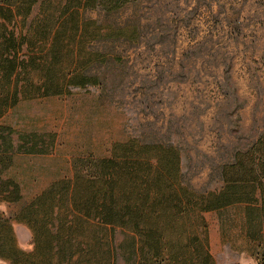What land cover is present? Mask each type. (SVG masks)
I'll list each match as a JSON object with an SVG mask.
<instances>
[{
  "label": "rangeland",
  "instance_id": "rangeland-1",
  "mask_svg": "<svg viewBox=\"0 0 264 264\" xmlns=\"http://www.w3.org/2000/svg\"><path fill=\"white\" fill-rule=\"evenodd\" d=\"M17 42L19 93L0 122L54 133L45 152L13 151L21 196L0 201V222L25 249L20 207L49 185L63 200L75 171L89 172L90 155H113L114 143L175 145L199 191L219 189L237 152L264 143V0H134L119 11L87 0L0 2V51ZM123 152L118 145V160ZM224 209L201 211L211 254L217 264H256L243 203Z\"/></svg>",
  "mask_w": 264,
  "mask_h": 264
},
{
  "label": "trees",
  "instance_id": "trees-1",
  "mask_svg": "<svg viewBox=\"0 0 264 264\" xmlns=\"http://www.w3.org/2000/svg\"><path fill=\"white\" fill-rule=\"evenodd\" d=\"M11 1L16 0H0ZM87 1L89 8L104 11L134 3ZM12 35L11 30L3 38ZM17 43L0 51V81L12 82L9 89L0 84V118L19 93L18 67L23 69L24 62L18 50L22 43ZM53 134L17 131L0 122V201L21 196L18 179L9 173L13 151L45 152V136ZM118 145L124 146L119 160ZM134 148L141 154L134 156ZM249 151H238L224 166L219 189L199 191L185 181L175 145L114 143L113 155H90L89 172L75 171L63 200L61 191L49 185L20 207L15 220L28 227L30 248L17 243L13 225L0 222V257L10 264H217L201 211L242 202L244 224L257 241L250 255L264 264V143L257 141ZM65 200L69 206L58 205Z\"/></svg>",
  "mask_w": 264,
  "mask_h": 264
}]
</instances>
